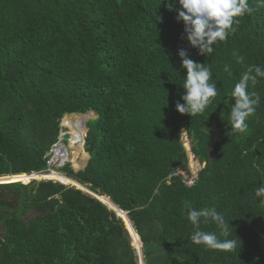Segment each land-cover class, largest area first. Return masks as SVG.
<instances>
[{"label": "trees", "instance_id": "obj_1", "mask_svg": "<svg viewBox=\"0 0 264 264\" xmlns=\"http://www.w3.org/2000/svg\"><path fill=\"white\" fill-rule=\"evenodd\" d=\"M248 4L235 32L203 56L176 19L177 0H0V176L46 171L62 117L91 110L87 129L89 114L81 120L87 164L52 169L127 212L144 264H264V197L255 195L264 186V78L249 85L261 100L247 131L228 124L234 84L249 66L264 67V0ZM181 48L217 85L192 117L175 109L184 102ZM182 128L205 163L190 187L167 179L189 172ZM0 182H11L0 184V264H138L124 224L97 198L50 179ZM189 202L215 207L237 248L194 244ZM201 229L225 239L212 221Z\"/></svg>", "mask_w": 264, "mask_h": 264}, {"label": "clouds", "instance_id": "obj_2", "mask_svg": "<svg viewBox=\"0 0 264 264\" xmlns=\"http://www.w3.org/2000/svg\"><path fill=\"white\" fill-rule=\"evenodd\" d=\"M177 2L180 7L176 10L177 11L176 19L178 21L181 20L183 21L184 32L186 34V38L189 44L198 50L199 55H203V56H210L214 52V45H216L218 42L226 41L228 36L233 32H235L234 24L239 23L237 17H241L246 13H250L252 11V9L248 4V0H177ZM168 7L171 10L172 6L170 4L168 5ZM178 56L181 60L180 67L186 70V75L184 76L182 85H180L184 89V94L181 97V99L184 102L183 103H180L179 101L176 102L175 109L180 114H187L190 117L202 114L204 113L208 105L212 103L213 98L217 97L218 95L217 85L213 81V72L209 67H206L204 63L196 62L190 59L186 49L183 48L178 49ZM233 57L235 58L237 63L243 62V57L238 55L235 51L233 52ZM224 71L228 72L229 75L232 74L231 69L227 64L224 66ZM258 78H264V67H261L259 65L249 66L247 70L240 75L238 82L234 84L231 92L228 95V98L233 101V103L230 105L228 124L231 126V129L236 132L244 133L247 131L248 129L247 120L255 113L256 108L260 104V100H261L260 95L257 92L249 91L250 84L252 86H255L260 82V79ZM225 103L228 104L227 99ZM88 112H94V111L89 110ZM81 114L83 113H72V114L64 115L61 120L60 129H63L64 133L68 132L70 136L71 129L67 125L64 126L62 121L65 117H69L72 121L76 120L77 115H81ZM87 122H86V126H87ZM85 136L86 133L83 136L79 137V143H82L83 149H84ZM63 141L64 139L61 138L59 142L65 145L62 146L65 149V147L68 144L66 145ZM66 141L69 143L70 137ZM188 151L192 152L191 147ZM49 158L50 156L48 155V159ZM88 159H89V154H88ZM64 164L65 162L62 165H60V163L58 164L55 163L53 166L61 167ZM200 164L204 165L205 163L203 164L200 163ZM53 166L48 167L47 165L48 167L47 170L42 171V173L53 171L54 170L52 169ZM168 176L167 179L169 180L172 176L170 178H168ZM57 181L59 182V180ZM64 184L70 185L66 183ZM255 195L257 197H264V186L258 187L256 189ZM185 209H186L185 217L194 229L193 233L190 236V239L194 244L204 245L206 248L212 250L232 251L237 248V243L235 240L226 238L229 235V229L231 228V226L229 225L228 221L226 222L224 220L223 216L216 210L215 207H202L197 209L189 202L185 205ZM123 212L127 214V212L125 211ZM118 218L122 221L121 217ZM209 221L214 222L221 229V235L224 236L225 239L221 240L217 237V235L214 232H208L201 229V223L207 224ZM140 242H141V246H140L141 248L142 247L141 239ZM130 244L134 249L135 247L137 248V246L134 247L131 237H130ZM138 264H140L139 258H138Z\"/></svg>", "mask_w": 264, "mask_h": 264}, {"label": "bare ground", "instance_id": "obj_3", "mask_svg": "<svg viewBox=\"0 0 264 264\" xmlns=\"http://www.w3.org/2000/svg\"><path fill=\"white\" fill-rule=\"evenodd\" d=\"M65 123V122H64ZM68 126L71 128L70 130V139H76L75 137L77 136V131L75 126H73V124L69 123ZM87 127V126H86ZM87 129V128H86ZM85 134V133H84ZM82 151V148L80 149V152ZM53 157V162L58 164L61 163L63 164L66 161H70L72 162L73 165H75L74 163L76 162L77 158H78V152L73 156V157H69V151H68V145L65 147V149L62 146H58V148L54 151V155ZM9 177H12L10 179H17V180H31L32 178H52L55 180H59L62 181L63 183L66 184H70L73 186H78L70 177H67L66 175L57 172V171H49L48 173H33V174H15V175H11ZM10 179H3V180H10ZM100 198H103L102 201L105 202L107 205L113 207V208H117V206L105 195L100 196ZM120 217L123 219V221L127 224V227L130 230V233L132 235V239L136 241L135 246L140 247L141 246V242L139 239V236L136 234L131 221L129 220V218L127 217L126 213L121 212ZM143 264V263H142Z\"/></svg>", "mask_w": 264, "mask_h": 264}, {"label": "rangeland", "instance_id": "obj_4", "mask_svg": "<svg viewBox=\"0 0 264 264\" xmlns=\"http://www.w3.org/2000/svg\"><path fill=\"white\" fill-rule=\"evenodd\" d=\"M89 114V117H88V119L87 120H89V119H91V118H93L94 119V117H96V114L94 113V112H89L88 113ZM86 118H87V115L86 114H84V115H82V116H79V117H76V120H77V124H75V121H68V122H65V123H63L64 124V126L65 125H67L68 126V124L69 123H71V124H73V126H75V128H76V131H77V136L75 137L76 139H70V141H69V143L66 141V140H64L63 142L67 145L68 144V151H69V157L71 158V157H73L77 152H79L80 151V148L82 147L80 144H76V140L80 137V136H83L84 134H83V131H84V124L82 125V123H81V120L83 119L84 121L86 120ZM63 122V121H62ZM87 122V121H86ZM75 124V125H74ZM69 127V126H68ZM70 128V127H69ZM87 128V127H86ZM71 129V128H70ZM86 132V129H85V131H84V133ZM180 135H181V140H182V142H183V145H184V147H185V149H186V152H187V158H188V168H189V170L190 171H192V172H196V171H200L202 168H203V166L204 165H201V164H198V161L196 160V158L194 157H192V154L190 153V151H188L189 149H190V147H191V144H190V138L186 135V132H185V130L184 129H181L180 130ZM75 142V143H74ZM82 150H84L83 148H82ZM85 151V150H84ZM87 160H88V156L86 157V158H82V159H80L79 160V164H83L80 168H78V169H75L74 168V166H73V164H72V162H70V161H66L65 163H70L71 164V166H72V168L75 170V171H77V170H79V169H82L85 165H86V163H87ZM60 165H62L61 163H60ZM54 168H56V169H58L59 167H55V166H53ZM34 173H36V174H39V173H42V171H38V172H34ZM48 173V172H47ZM10 178H12V177H1L0 178V181H2L3 179H10ZM39 179H50V180H54V181H57V180H55V179H52V178H44V177H41V178H32L31 180H28V181H33V180H37V181H39ZM26 180V179H25ZM8 181H14V182H16V181H18V182H21V181H23V180H17V179H10V180H8ZM30 182H28V183H30ZM25 183V182H24ZM25 184H27V183H25ZM70 186V185H69ZM101 200L103 199V198H100ZM33 214V212H31L30 213V215H32ZM132 243L134 244V246H135V243H136V241L135 240H133L132 239ZM143 262H141L140 264H142Z\"/></svg>", "mask_w": 264, "mask_h": 264}, {"label": "built area", "instance_id": "obj_5", "mask_svg": "<svg viewBox=\"0 0 264 264\" xmlns=\"http://www.w3.org/2000/svg\"><path fill=\"white\" fill-rule=\"evenodd\" d=\"M63 133H64V130L60 129L59 134H58V141L53 144V146L51 147L50 152L48 153V155L50 156V158L47 161L48 167H51V166H53L55 164L53 162V157L52 156L54 154V151L58 148V146H61L59 141L62 138ZM190 153L192 154V157L194 158L195 157L194 154L192 152H190ZM51 154H52V156H51ZM198 164H200V163L198 162ZM198 173H199V170L196 171V172H192V171L189 170V172H187L183 168L182 169L181 168H177L174 172H172L168 176V178H170L171 176H179L181 181L184 183V185L192 186L195 183V180L198 177Z\"/></svg>", "mask_w": 264, "mask_h": 264}, {"label": "water", "instance_id": "obj_6", "mask_svg": "<svg viewBox=\"0 0 264 264\" xmlns=\"http://www.w3.org/2000/svg\"><path fill=\"white\" fill-rule=\"evenodd\" d=\"M89 112L87 111V112H85V113H83V114H88ZM70 136H69V133L68 132H65L64 134H63V139L64 140H67L68 138H69ZM61 143V142H60ZM61 146H65L63 143H61ZM181 164V162L180 161H176V162H174L173 164H172V167H174V168H176V167H178L179 165ZM9 176H11V175H4V176H0V178L1 177H9ZM73 180V179H72ZM78 186H80V187H77V186H75L76 188H78V189H81V190H84V191H86V192H88L91 196H93V197H96L97 199H99L100 201H102L101 199H100V196L99 195H97V194H95L94 192H92V191H90L89 189H87L86 187H84L83 185H81L80 183H78L77 181H75V180H73ZM16 182H18V181H16ZM59 182H61V183H63L62 181H59ZM0 183H11V182H0ZM64 184V183H63ZM103 202V201H102ZM104 204H106L105 202H103ZM107 205V204H106ZM109 208H111L112 210H114L115 211V213H116V215L118 216V217H120V214H121V212H123L121 209H119L118 207L117 208H112V207H110L109 205H107ZM124 213V212H123ZM122 219V218H121ZM122 221H123V219H122ZM123 223H124V225H125V227H126V229L128 230V232H129V234H130V237L132 238V235H131V233H130V230H129V228L127 227V224L123 221ZM135 247V246H134ZM135 249H136V251H137V255H138V258H139V263H141V262H143V258H142V252H141V248L140 247H135ZM144 264V263H143Z\"/></svg>", "mask_w": 264, "mask_h": 264}]
</instances>
